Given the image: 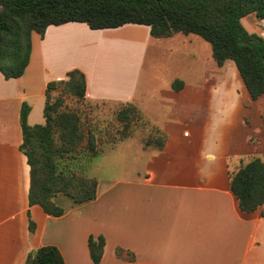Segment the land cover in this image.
Wrapping results in <instances>:
<instances>
[{
	"label": "crops",
	"instance_id": "crops-1",
	"mask_svg": "<svg viewBox=\"0 0 264 264\" xmlns=\"http://www.w3.org/2000/svg\"><path fill=\"white\" fill-rule=\"evenodd\" d=\"M196 36L177 32L154 38L144 24L91 29L74 21L49 25L42 36L31 33L23 74L5 78L0 72V264H24L41 245L57 247L64 264H264V203L242 211L230 190L231 172L252 157L264 161V145L243 136L217 146L207 133L227 106L232 65L218 66L210 45ZM151 44L156 53L176 45L192 48L195 55L177 56L196 66L185 64L161 80L150 71L141 77ZM72 69L85 77L84 106L116 112L131 103L151 136L134 134L133 121L114 142L107 143L109 132L103 131L100 145L94 123H88L98 151L85 163V174L96 178V196L76 204L58 193L54 201L64 211L54 216L29 204L19 116L26 104L27 123L42 124L47 83ZM175 80L182 82L179 89L172 86ZM249 104L263 120L264 93ZM118 141L127 144L132 162L121 168L125 177L104 175V155ZM226 145H233L231 155ZM90 235L104 237L97 263L89 254Z\"/></svg>",
	"mask_w": 264,
	"mask_h": 264
},
{
	"label": "trees",
	"instance_id": "trees-1",
	"mask_svg": "<svg viewBox=\"0 0 264 264\" xmlns=\"http://www.w3.org/2000/svg\"><path fill=\"white\" fill-rule=\"evenodd\" d=\"M252 14L264 19V0H0V72L5 78L23 74L29 62L31 33L43 35L49 25L82 22L91 29L113 28L126 23L149 26L151 37L174 33L195 34L206 41L218 66L233 61L249 95L257 99L264 93V36L248 31L241 19ZM182 82L175 80L174 89ZM44 122L29 125V107L20 110L21 151L29 165L30 205H39L49 215L58 216L63 208L54 197L63 193L73 203L96 196L97 180L85 173L63 171L61 160L84 151L97 153V137L83 126L77 108L65 104V98L84 100L85 77L72 69L64 79L47 83ZM56 93V94H54ZM137 108L127 103L116 110L114 118L126 129L139 119ZM125 133V132H123ZM146 143L151 140L147 139ZM159 146L162 137H156ZM230 190L240 210L250 212L264 203V161L252 157L230 174ZM34 223L29 221V230ZM102 235H90L89 254L97 263L104 246ZM121 251L116 248V254ZM35 252V255H33ZM24 264H64L53 245L38 246Z\"/></svg>",
	"mask_w": 264,
	"mask_h": 264
},
{
	"label": "rangeland",
	"instance_id": "rangeland-1",
	"mask_svg": "<svg viewBox=\"0 0 264 264\" xmlns=\"http://www.w3.org/2000/svg\"><path fill=\"white\" fill-rule=\"evenodd\" d=\"M241 23L248 31L258 32L264 36V19H257L250 14L243 17ZM196 37L203 43L207 44L200 37ZM191 49L192 48L188 49L187 46L182 48L181 46L176 45L171 50H169V48H164L160 53H156L151 44L145 58L141 77H143L146 72L150 71L155 75L157 80H161L167 78L168 75L173 74L175 71L177 72L180 68H185L184 65L193 62L192 59L191 61L189 60V62L184 61L183 63L180 61L182 55L177 56V54L183 53L184 57L189 58L192 54L195 55L193 49L192 51ZM226 62H229L232 65V74L228 82L229 90L227 93V106L224 107L221 116L212 119L211 124L207 127V133L213 136V139H217V146L220 145L223 140L227 141L229 139H237L243 136H253L254 144L262 146L264 145V117L262 120V117L259 114L255 115L253 113L252 106L249 104L253 99L248 95L233 62L230 60ZM193 64L196 66L195 62H193ZM82 103V101H77L74 98H65V104H68L69 107L77 108L82 117L83 126L85 128H89L87 125L88 123H94V129L98 132V137L100 138V145L105 143L104 139L106 137H103V131L109 132L107 137V143H109L116 141L117 138L122 137L128 132V130H130L129 126L126 129H120L121 125L114 118L115 112L111 111L109 108L84 106L85 104ZM38 112L39 110L36 109L33 114H36L37 116ZM138 114L139 119L134 121L136 124L131 130L134 134L143 135V137L148 138L151 136V131L148 130V125L142 124L140 120L141 115L140 113ZM102 120H106V124L103 125L101 122ZM126 148V143L118 141L115 149L109 154L104 155L103 162L105 166L103 167L102 174L111 177L126 176L121 168L132 162V154ZM225 151L228 155H231L232 153L230 152L233 151V145H226ZM89 157L90 156H87L84 151H80L74 154L71 158L61 160L58 167L63 171L86 173L85 163L89 160ZM109 164L113 166L111 167L113 171H109V168H107L110 166Z\"/></svg>",
	"mask_w": 264,
	"mask_h": 264
},
{
	"label": "water",
	"instance_id": "water-1",
	"mask_svg": "<svg viewBox=\"0 0 264 264\" xmlns=\"http://www.w3.org/2000/svg\"><path fill=\"white\" fill-rule=\"evenodd\" d=\"M33 255H35V252H33Z\"/></svg>",
	"mask_w": 264,
	"mask_h": 264
}]
</instances>
